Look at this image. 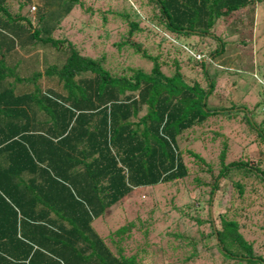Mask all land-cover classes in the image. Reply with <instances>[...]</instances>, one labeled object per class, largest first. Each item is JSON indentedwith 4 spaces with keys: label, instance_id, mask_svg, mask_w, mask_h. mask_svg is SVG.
Listing matches in <instances>:
<instances>
[{
    "label": "trees",
    "instance_id": "trees-1",
    "mask_svg": "<svg viewBox=\"0 0 264 264\" xmlns=\"http://www.w3.org/2000/svg\"><path fill=\"white\" fill-rule=\"evenodd\" d=\"M94 1L36 0L28 12L34 0H17L14 11L0 0V264H141L143 247L125 252L129 223L106 235L93 223L134 188L183 180L184 153L206 167L193 178L199 193L181 207L195 236L186 227L168 232L170 248L184 263L201 244L218 264H264V205L247 223L263 190L234 179L240 172L264 187V168L245 156L224 162L222 149L214 169L179 145L209 117L251 110L211 101L216 82L205 58L226 50L224 19L262 0H113L99 9ZM97 19L102 34L91 43ZM110 21L118 29L128 21L117 55L105 48ZM142 28L189 68L141 48L131 35ZM126 44L148 69L124 66ZM244 118L264 144L263 121Z\"/></svg>",
    "mask_w": 264,
    "mask_h": 264
},
{
    "label": "rangeland",
    "instance_id": "rangeland-1",
    "mask_svg": "<svg viewBox=\"0 0 264 264\" xmlns=\"http://www.w3.org/2000/svg\"><path fill=\"white\" fill-rule=\"evenodd\" d=\"M35 1L27 4L28 12L34 11L30 10V6L36 5ZM10 2L11 9L14 11L17 0H10ZM88 2L90 1L85 2V4H88ZM113 2L115 1L95 0L93 4L99 9L101 7L105 8L109 3L114 4ZM125 6L128 8L126 4ZM99 22V19H97V25ZM110 22L112 32L108 35V43L106 42L105 48H108L113 55H117L115 43L128 38V21H124V26L120 29H118L120 22ZM224 23L227 32L225 52L210 63L209 58H205V64H208L207 68L210 74L214 75L216 82L215 93L217 96H214L215 98H212L211 101L224 105V107H228L230 104H242L249 109L251 108V110L241 109L243 110L241 111L238 108L239 110L237 109L235 114L229 118L219 114L215 117H209L200 126L183 133L179 145L204 157L206 163H209L214 169L220 165L219 155L222 149H224V162L241 159L245 156V158L256 159L259 167L264 168V144L257 138L255 132L249 130L248 122L244 118V116L249 117L251 115V119L257 122L263 121L264 125V102L258 104L264 99V0L233 12L224 19ZM66 24L65 26L68 27ZM98 26V30L90 37L91 43L92 38H95L97 33L102 34L103 27L100 24ZM68 31L64 30V33L70 34ZM146 32L145 28L135 30L131 37L140 43L141 48H145L153 54L158 53L161 58L177 57L180 59L181 67L187 69V64H184L182 60V57H185L183 53L175 54L177 49L174 50V48H169L170 52L165 51L163 44L160 47L156 45L158 36L153 37L146 34ZM72 35V39L81 40L82 35L80 33H73ZM105 48L103 52L106 53L108 59L110 53ZM133 49L134 46L129 47L127 44L122 46L119 55L125 54L127 56L126 60H122H125L124 66H137L148 69L149 65L145 61L136 58ZM94 51H98V49ZM197 52L196 50L194 53L196 58L198 57ZM169 63V69L172 70L173 65L171 62ZM195 68L193 71H199L198 65ZM189 74L195 73L189 72ZM198 76L200 77V73ZM259 128L264 130L260 125ZM184 160L188 167V175L183 180L147 188H134L105 212L104 219L100 217L93 223L102 235H106L110 230L120 225L129 223L131 234H129L126 242L123 241V244L124 242L126 244L125 252H136L138 248L143 247L140 257L141 264H218L219 262L218 255L213 247L208 252V250H204L203 245L197 244L198 255L193 261L184 263L181 261L182 257L179 255V250L170 248L171 245H174V242L168 245L169 241H176L171 235H166L168 232H185L187 230L185 233L195 236L191 221L186 219V214L183 213L181 207L184 203L193 202L190 192L196 196L199 193V190L194 186L193 178L198 174L202 176L203 168L206 166L189 154L184 153ZM241 175L238 172L234 175V179H241V183L247 187L263 190L264 193L262 182L251 176L243 178ZM204 196H206V193ZM256 203L259 205H256ZM256 203L252 207L247 223L256 221L253 219L255 213L253 210L257 206L264 205V194ZM209 208L212 215H215L218 211L215 202ZM200 213L204 216L205 211L202 210ZM131 223L134 224L131 225ZM184 227H186V230L183 229Z\"/></svg>",
    "mask_w": 264,
    "mask_h": 264
},
{
    "label": "built area",
    "instance_id": "built-area-1",
    "mask_svg": "<svg viewBox=\"0 0 264 264\" xmlns=\"http://www.w3.org/2000/svg\"><path fill=\"white\" fill-rule=\"evenodd\" d=\"M34 9H35V7H34V5H32L31 8H30V10H34Z\"/></svg>",
    "mask_w": 264,
    "mask_h": 264
}]
</instances>
